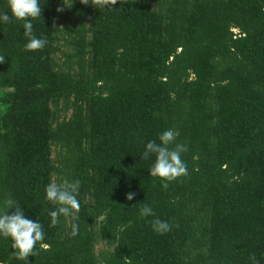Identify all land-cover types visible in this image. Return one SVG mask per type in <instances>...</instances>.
Masks as SVG:
<instances>
[{
  "label": "trees",
  "instance_id": "trees-1",
  "mask_svg": "<svg viewBox=\"0 0 264 264\" xmlns=\"http://www.w3.org/2000/svg\"><path fill=\"white\" fill-rule=\"evenodd\" d=\"M40 4L43 49L0 23V207L42 224L30 264H264V0ZM168 128L187 146L170 182L141 158ZM77 179L71 236L69 217L49 226L44 189ZM12 252L0 238V264H23Z\"/></svg>",
  "mask_w": 264,
  "mask_h": 264
},
{
  "label": "clouds",
  "instance_id": "clouds-1",
  "mask_svg": "<svg viewBox=\"0 0 264 264\" xmlns=\"http://www.w3.org/2000/svg\"><path fill=\"white\" fill-rule=\"evenodd\" d=\"M79 2L87 5L89 0H79ZM72 3L73 0H62L64 7L70 8ZM7 7V13H0V23H10L13 19L23 21V35L27 40L25 49L29 51L43 49L47 39L36 37L33 34L32 24V21L41 15L40 0H7ZM63 10L62 7L56 9L58 12ZM3 60L4 57L0 56V62ZM178 135V131L168 128L158 134L157 140H149L144 144L141 158L144 160L153 158L148 168L149 175L170 182L187 173L186 164L181 158V154L187 151V146L175 142ZM79 190L78 179L64 180L59 183L50 181L45 186L44 198L54 205L53 210L48 212L50 227L57 225L60 217H69L72 220L70 235H78L79 224L76 221L80 212V202L77 198ZM134 196L135 193L129 191L125 194V199L133 200ZM10 209L11 212H9ZM139 215L152 217L155 214L150 204H142ZM151 227L157 234H163L169 230V224L159 218L151 221ZM0 238L11 241L12 255L15 259L23 264H30L28 257L35 255L36 245L44 239L43 226L39 221L27 217L23 208L9 198L0 207ZM249 260L251 264H259L255 256H250Z\"/></svg>",
  "mask_w": 264,
  "mask_h": 264
},
{
  "label": "rangeland",
  "instance_id": "rangeland-1",
  "mask_svg": "<svg viewBox=\"0 0 264 264\" xmlns=\"http://www.w3.org/2000/svg\"><path fill=\"white\" fill-rule=\"evenodd\" d=\"M105 247L104 243L103 242H99L96 246V249L97 251H100L102 250L103 248Z\"/></svg>",
  "mask_w": 264,
  "mask_h": 264
}]
</instances>
